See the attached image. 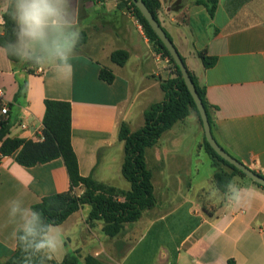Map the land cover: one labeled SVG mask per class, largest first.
<instances>
[{
	"label": "crops",
	"instance_id": "crops-1",
	"mask_svg": "<svg viewBox=\"0 0 264 264\" xmlns=\"http://www.w3.org/2000/svg\"><path fill=\"white\" fill-rule=\"evenodd\" d=\"M122 1L73 0L78 27L88 40L74 52L68 82L57 80L47 67L11 61L0 46V107H9L3 117L10 125L9 137L39 140L45 101L71 103L72 146L81 176L129 190L122 175L120 125L126 123L132 132L142 128L145 111L164 100L162 81L175 74L132 10L120 6ZM159 1L162 28L204 88L215 139L264 176V0H218L213 17L197 0ZM6 2L0 0V37ZM117 50L129 53L124 66L111 59ZM200 53L216 63L206 68ZM103 67L113 71V83L99 78ZM24 82L27 93L17 103ZM183 127L191 132L184 133ZM204 141L194 113L164 132L145 154L156 206L111 238L103 232V221L88 222L91 207L85 205L57 225L63 244L51 260L61 262L77 254L78 264H85L88 255L105 264H264V189L249 178L236 177L250 190V202L243 207L229 203L215 186V168ZM172 154L176 157L169 162ZM205 165L206 174L199 178ZM158 188L168 194L163 201L157 197ZM69 190L62 159L24 167L15 155H0V264L17 249L13 226L7 225L6 202L24 193L26 205L33 207L46 196Z\"/></svg>",
	"mask_w": 264,
	"mask_h": 264
},
{
	"label": "trees",
	"instance_id": "trees-1",
	"mask_svg": "<svg viewBox=\"0 0 264 264\" xmlns=\"http://www.w3.org/2000/svg\"><path fill=\"white\" fill-rule=\"evenodd\" d=\"M144 2L151 14L159 22L160 1L144 0ZM196 3L205 5L210 16H214L218 0H197ZM120 6L132 10L155 51L162 57L168 58L175 74L174 77L162 81L161 87L165 94L164 100L152 104L145 111L142 128L132 132L126 123L120 125L119 140L124 143L125 152L122 175L130 184L129 190L101 183L93 176H81L78 159L72 146L71 103L56 100L45 101L43 139L41 141L11 138L8 136L10 133L8 121L0 123V155L2 157L15 155L16 162L24 167L46 164L56 159H62L66 166L70 179V190L65 193L46 196L32 208L39 211L47 223L57 226L85 205H89L91 211L88 216V222L94 225L97 221H103V232L111 238L121 234L125 224L138 221L145 210L151 209L157 204L152 173L146 164V150L155 146L164 132L170 130L176 123L183 121L191 113H194L198 117L202 125L200 114L182 78L180 69L164 44L131 0H123ZM3 21L4 35L0 37V46L5 48L7 42L14 40L15 37L13 35L14 24L7 12L3 15ZM81 35L82 39L77 45L76 51H79L88 40V34L85 31H81ZM168 37L170 38L169 35ZM7 55L13 62H22L14 56ZM199 55L206 68L216 63V59L207 57L206 53H200ZM111 59L119 66H124L129 59V53L125 50H117L112 53ZM182 59L185 63L183 57ZM26 64L28 66L33 65L31 63ZM189 74L205 106L211 127H213V120L209 114V106L205 99L204 88L199 84L196 76L191 71H189ZM99 78L111 84L115 80V75L111 69L103 67L100 70ZM27 89V82L20 85L15 102L18 103L26 96ZM204 148L215 168L213 177L215 186L223 194L229 181L236 177L247 178L243 172L222 159L212 149L206 138ZM260 176L264 177L263 175ZM254 184L264 189V187L256 183ZM77 188H82V193L79 195L76 193ZM24 256L25 253H23L17 243L15 253L7 260L6 264H24ZM46 262H52L53 264H78V255H68L61 262L45 259L44 263ZM31 264H41V257H33ZM85 264L105 263L93 255H88L85 258ZM231 264L233 263L231 262Z\"/></svg>",
	"mask_w": 264,
	"mask_h": 264
},
{
	"label": "clouds",
	"instance_id": "clouds-1",
	"mask_svg": "<svg viewBox=\"0 0 264 264\" xmlns=\"http://www.w3.org/2000/svg\"><path fill=\"white\" fill-rule=\"evenodd\" d=\"M4 11L10 16L14 40L5 51L22 62L47 67L57 80L68 82L72 75V57L82 39L73 0H7ZM224 197L229 203L243 207L250 202L251 192L234 178L226 185ZM7 225L13 226L12 238L25 253L24 264L33 257L44 260L63 244L61 229L47 223L42 214L27 206L21 193L6 202Z\"/></svg>",
	"mask_w": 264,
	"mask_h": 264
},
{
	"label": "water",
	"instance_id": "water-1",
	"mask_svg": "<svg viewBox=\"0 0 264 264\" xmlns=\"http://www.w3.org/2000/svg\"><path fill=\"white\" fill-rule=\"evenodd\" d=\"M132 3L139 9L142 13L146 21L151 26L152 30L156 33L158 38L164 44L168 52L170 53L171 57L173 58L174 62L180 69L182 78L191 93L193 100L196 104L197 110L200 114V118L203 125V130L205 134V138L212 149L225 161L229 164L233 165L235 168L243 172L247 178L252 180L254 183L264 187V177L258 175L245 164L241 163L237 159H235L232 155H230L215 139L212 131L211 124L209 122L208 114L205 109V106L200 98L196 86L189 74V70L184 63L180 53L178 52L177 48L175 47L173 41L168 37L166 31L162 28L161 24L156 20V18L151 14L149 9L147 8L144 0H131Z\"/></svg>",
	"mask_w": 264,
	"mask_h": 264
},
{
	"label": "rangeland",
	"instance_id": "rangeland-1",
	"mask_svg": "<svg viewBox=\"0 0 264 264\" xmlns=\"http://www.w3.org/2000/svg\"><path fill=\"white\" fill-rule=\"evenodd\" d=\"M182 131L184 132V133H188L189 134V132H191L190 130H187L185 127H183L182 128ZM189 131V132H188ZM196 150V149H195ZM175 157H176V155H169V157H168V161L169 162H172L174 159H175ZM207 166L205 165V167H202L201 168V173H200V175H199V178L200 177H202V176H205V174H206V168ZM246 181H249L247 178H244ZM157 192H156V194H157V197H158V199H159V201H163L165 198H167L168 197V194L166 195V194H164L163 195V193H162V191H160L159 190V188L156 190Z\"/></svg>",
	"mask_w": 264,
	"mask_h": 264
},
{
	"label": "built area",
	"instance_id": "built-area-1",
	"mask_svg": "<svg viewBox=\"0 0 264 264\" xmlns=\"http://www.w3.org/2000/svg\"><path fill=\"white\" fill-rule=\"evenodd\" d=\"M39 72H42V69H39ZM2 97H3V92L0 90V100ZM7 115H9V107L7 105H3L2 107H0V123L2 121H5V120H3V117L7 116ZM22 127L26 128V125L22 124ZM42 139L43 138H42V134H41V138L39 140H35V141H41Z\"/></svg>",
	"mask_w": 264,
	"mask_h": 264
}]
</instances>
